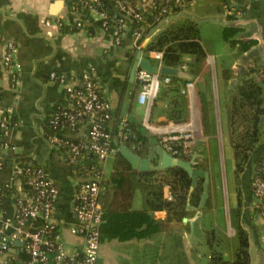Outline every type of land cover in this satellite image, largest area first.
Wrapping results in <instances>:
<instances>
[{
	"label": "crops",
	"instance_id": "1",
	"mask_svg": "<svg viewBox=\"0 0 264 264\" xmlns=\"http://www.w3.org/2000/svg\"><path fill=\"white\" fill-rule=\"evenodd\" d=\"M164 1L149 0L147 6H141L147 9L154 2ZM72 2L0 0V60L7 42L13 40L18 63L15 73L0 70V114L11 119L7 132L0 128V224L12 217L16 196L28 199L23 180L14 175L10 162L17 155L35 160L48 171L58 188L56 208L67 250L72 253L82 246V236L71 231L77 221L72 197L82 180L80 167L67 160L64 144L53 142L55 130L49 122L54 108L68 106L70 102L64 86L51 79V72L79 78L84 70L92 68L110 103L111 128L118 120L130 118L142 121L151 135L190 134L191 137L184 138L190 144L187 152L190 158L182 159L194 160L193 168L205 172L197 176L195 185L192 182L187 202L176 204L175 208L183 210L182 215H177L165 208L151 207L153 192L162 184L164 197L175 198L176 189L163 181L165 174L173 176L164 170L175 165L145 177L139 173L141 169L135 168L132 208L148 210L164 225L162 229L152 226L145 237L102 240L97 264H216L211 260L213 250L232 261L240 242V226L248 233L251 264H264V216L256 205L251 186L253 170L264 156V115L260 140L251 151L245 171L238 174L227 101L233 84L247 76L260 81L264 95V0H232L235 13H229L223 0H189L182 8L165 13L158 23H146L140 28L141 45L127 35L122 43H116L104 31L90 34L84 28L63 30L62 23L67 26L72 23ZM191 21L199 27L200 42L207 53L206 64L192 54H183V63L176 67L194 78L183 81L184 77L177 76L178 79L161 84V91L150 104L140 102L138 68L134 79L131 78L137 53L141 51L152 59L143 45L159 31ZM233 28H238L237 37L248 40V49L240 51V43L233 45L225 37ZM173 105L181 109L183 119H167ZM75 132L74 136L82 139L88 133V123L80 124ZM62 133L66 138L71 132L64 129ZM4 142L17 145V150L6 148ZM158 161L159 154L155 153L151 162ZM113 164L114 157L102 162L105 172L102 197L108 191ZM199 177L203 178L202 195L199 204L193 205L190 198ZM177 191H182L179 185ZM10 250L14 264H23L24 259L19 258L23 246L14 242Z\"/></svg>",
	"mask_w": 264,
	"mask_h": 264
},
{
	"label": "built area",
	"instance_id": "2",
	"mask_svg": "<svg viewBox=\"0 0 264 264\" xmlns=\"http://www.w3.org/2000/svg\"><path fill=\"white\" fill-rule=\"evenodd\" d=\"M82 1L81 5H73L71 26L84 28L85 17L81 12L85 8L94 14L95 19L107 18L106 10L98 8L101 0ZM114 1L117 2L121 14L114 15L116 28L111 37L116 43H120L128 27V20L131 17L143 19L142 12L137 9L143 7L141 4L147 6L149 0H141L136 6H127L125 0ZM182 1L175 0L176 3ZM224 6L229 13L236 12L234 8H228L226 4ZM106 23L107 21L104 20V24ZM135 34V38H140V29L136 30ZM150 53L157 59V66L163 64L164 50L154 49ZM17 68V45L13 40H9L0 60V70L15 73ZM51 79L57 80L64 86L70 102L66 108L57 111L50 118V124L55 130L51 139L53 142L64 144L67 160L71 163L78 164L79 161L93 156L98 160L97 166L91 164L83 169L82 180L77 184L72 197V210L77 221L71 226V231L82 236L83 243L72 253L67 250L61 234V219L56 208L57 185L44 166L32 160H21L16 155L10 162L14 175L24 178L28 186L26 188L28 199L16 196L12 217L4 219L0 224V264H14L10 249L17 240L23 242V250L28 254L23 264H97L102 245L101 224L104 221L101 193L105 172L102 162L116 155L120 143L125 144L132 137H136L131 127L126 125L125 118L114 136L106 130L105 120L111 118V107L108 99L100 92L101 84L92 68L84 70L79 78L53 70ZM137 79L141 85L138 99L142 103L150 104L158 95L161 84L171 82L172 77L159 71L149 72L139 67ZM1 95L0 88V98ZM79 122L89 124L88 133L80 140L64 138L58 131L67 124L74 128ZM10 124L11 119L7 115L0 114V128L4 132L8 131ZM185 137L191 135L166 133L161 136V140L163 147L175 155L182 151L173 148L171 142L174 140H180L185 152L190 150V144L187 138L184 139ZM3 145L13 151L17 150L15 144L4 142ZM252 191L257 199L256 205L264 216V160L253 176Z\"/></svg>",
	"mask_w": 264,
	"mask_h": 264
},
{
	"label": "trees",
	"instance_id": "3",
	"mask_svg": "<svg viewBox=\"0 0 264 264\" xmlns=\"http://www.w3.org/2000/svg\"><path fill=\"white\" fill-rule=\"evenodd\" d=\"M189 0H183L181 3H176L175 0H165L163 4L160 2L152 3L147 7H139L137 11L142 12L143 19H137V17H131L128 20V27L125 30L124 36L121 38V42L124 40L125 35L131 38V40L138 41V44H142V38H135L136 30L144 27L146 23L151 25L158 23V21L165 15V13L177 10L182 8ZM82 0H73L71 4L81 5ZM124 3L127 6H136L137 0H125ZM223 3L227 5L228 8L232 7V0H223ZM117 2L111 3L109 0H101V4L98 5V8H103L106 10L108 16L106 19H95L94 15L85 8L81 15L84 18V29L90 34H94L97 31H104L108 36H111L112 32L116 28V21L114 20V15L119 12ZM166 8V10H163ZM73 18V16L71 17ZM104 20L107 21L104 24ZM61 28L65 31L68 30H77L76 26H67L61 24ZM147 29H149L147 27ZM238 28H233L231 31L225 34L233 45L240 43V51H244L249 48L248 40H243L242 38L237 37ZM145 28L143 29L144 33ZM142 36V35H141ZM230 36V37H229ZM137 44V43H136ZM145 51L150 52L154 49L164 50L163 63L171 66H179L183 63L182 56L185 53L192 54L195 56L199 62L203 65L206 64V55L202 43L200 42V33L199 27L195 22H188L181 25H177L171 28H167L159 31L147 42L146 45L142 46ZM189 64V63H188ZM172 79H178L177 76L171 75ZM183 81H188V79L182 78ZM137 85L139 83L137 82ZM102 95V89H100ZM227 101L229 104L230 110V139L234 149V156L236 160V170L240 174L245 171L247 162L250 158L251 151L255 148L256 144L260 140L261 135V119L264 115V95L263 88L259 80L254 76L241 77L235 84H233L232 91H229L227 94ZM67 106L56 107L52 112V117L57 111H60ZM126 119V125L130 126L132 131L136 134L135 138H131L130 141H126L125 144L129 146L133 151L138 153L142 157H147L150 152L152 145L154 143H160L163 145L160 136L151 135L148 133L147 128L139 120H132L130 118ZM167 119H175L179 121L183 119L181 117V109L177 108L176 105H173L168 111ZM110 118L105 120L106 130L110 132L111 136H114L118 130L120 121L118 120L115 123L113 128L109 125ZM123 120V119H122ZM166 121V120H164ZM50 122V120H49ZM82 122H79L74 128L70 125H65V128L61 130L58 129L60 133L64 129H68L71 133L66 138L72 140H80L79 137L74 136L75 131H77L79 125ZM89 126V124H88ZM89 130V129H88ZM63 134V133H62ZM174 149L181 150L182 152L175 154L176 156L184 159H189V153L183 150V147L180 145V140H174L171 142ZM114 144V142H113ZM122 143H120L121 145ZM120 148V147H119ZM21 160H30L27 158H21ZM264 160V156L256 164L252 177H251V186L253 176L256 173L259 165ZM34 163H37L35 160ZM38 164V163H37ZM91 164L98 165V160L93 156V158H87L85 160L79 161L78 165L80 167V174L83 175V169ZM137 170L132 166L131 162L120 152L117 151L114 156L113 170L109 177V188L106 194L102 197L101 201L104 209V221L101 224L102 240L112 239L117 237L119 239H130L132 237H145L150 234L151 227L162 229L164 223L161 219H157L151 212H148L146 209H133L132 201L135 193V183L133 179V174ZM158 169H148V170H139V173L142 177L156 173ZM164 171L172 172L173 176L170 178L168 175H164V180L169 185L171 184L173 188L176 189L175 198H167L163 195V184L154 193V202H152L153 209L165 208L167 212H174L177 215H182V209H177L176 204H181L182 202H187L188 191L193 182L192 176L189 172L178 165L170 166ZM25 177V176H24ZM166 177V178H165ZM161 178V177H160ZM162 179V178H161ZM25 188L24 178H22ZM203 178L199 177V182L194 188L190 202L193 205H198L202 195V182ZM161 183V182H160ZM181 188V192L178 193L177 187ZM175 191V190H174ZM239 246L236 251V256L232 261L223 259L222 254L213 250L211 254V260L216 264H251V253L249 250V237L246 229L242 226L239 227ZM19 256L20 259L24 261L28 258V254L24 251L21 252ZM13 261L15 258L11 257ZM23 261V262H24Z\"/></svg>",
	"mask_w": 264,
	"mask_h": 264
},
{
	"label": "water",
	"instance_id": "4",
	"mask_svg": "<svg viewBox=\"0 0 264 264\" xmlns=\"http://www.w3.org/2000/svg\"><path fill=\"white\" fill-rule=\"evenodd\" d=\"M139 67L145 68L149 72L159 71L161 74H165V75L181 76L187 78L190 81L194 78L193 74L185 70L179 69L176 66H171L167 64H162L160 66H157V64H155L150 57L142 55L141 51L137 53V57L131 71L132 79H134L135 72ZM119 150L131 162L134 168H138L141 170L161 169V168H166L167 166L170 165L182 166L193 177V185H195L197 182V176L205 173L198 169L193 168L194 160L187 161L182 158H179L178 156L172 154L170 151H168L165 147H163L160 144H154L150 155L147 157L140 156L138 153L133 151L126 144H121ZM155 153L159 154V161L157 162V164L151 162L152 157ZM206 195H207V191L201 200L200 207L203 205ZM199 213H201V210L198 211V214ZM16 243L22 245L23 242L17 240Z\"/></svg>",
	"mask_w": 264,
	"mask_h": 264
},
{
	"label": "rangeland",
	"instance_id": "5",
	"mask_svg": "<svg viewBox=\"0 0 264 264\" xmlns=\"http://www.w3.org/2000/svg\"><path fill=\"white\" fill-rule=\"evenodd\" d=\"M152 61H153V62H157L154 58H152ZM162 86H163V85H162ZM162 86H161V88H162ZM160 91H161V89H160ZM160 91H159V92H160Z\"/></svg>",
	"mask_w": 264,
	"mask_h": 264
}]
</instances>
